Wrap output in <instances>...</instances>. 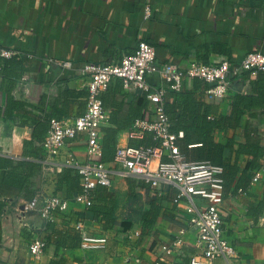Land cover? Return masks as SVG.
<instances>
[{"label":"crops","instance_id":"0c3cea01","mask_svg":"<svg viewBox=\"0 0 264 264\" xmlns=\"http://www.w3.org/2000/svg\"><path fill=\"white\" fill-rule=\"evenodd\" d=\"M142 40L155 46L159 64L183 66L191 57L212 65L225 60L238 64L249 52L264 53V0H0V52L12 51L10 56L0 53V62H4L8 73L0 83V156L35 163L33 172L29 167L28 172L20 174L30 175L29 190L24 185L2 196L6 198V207L0 224V264H156L158 261L190 264V256L197 249V236L188 228L183 205L175 201L178 188L166 183L160 189L152 188L136 176L113 177L109 187L117 194L113 227L107 229L99 222L84 219L94 234L108 237L106 248L85 250L80 246V236L73 223L88 206L83 201L72 202L68 212L56 214L50 220L61 233L48 234L50 239L44 252L33 254L29 248L32 236L49 222L38 211L24 209L30 197L56 192L73 198L82 187L74 169H57L43 151L42 157L24 156V142L35 140V124L49 125L54 117L84 114L86 64L120 62L134 53ZM63 61H71L72 65L64 66ZM148 80L154 86L167 88L166 100L168 83L159 74L149 75ZM197 82L202 83L185 78L182 90H193L200 97L206 89L195 88ZM9 85L11 96L20 104L12 116L5 114ZM249 88L247 80L230 81L229 93L225 97L215 96L219 101L212 115L230 114L229 96L237 91L247 92ZM141 95L140 91L126 89L121 78H112L101 96L109 112L102 128V141L107 128L120 126L117 147L159 143L148 132L131 136L137 119H150L153 115L150 101L144 106ZM241 122L244 124L236 132L237 140H245L246 122L264 137L261 111L256 117L247 113ZM232 133L221 129L215 132L222 143ZM86 146L87 136L80 132L66 138L65 152L84 161L88 158ZM248 158L247 155L240 158L237 178L242 176ZM261 160L264 163V157ZM3 172L0 169V182ZM248 173L246 186L226 187L222 222L227 238L239 253V264H264V165ZM256 174L259 179L253 182ZM153 194L161 197L158 222L145 235L123 239V230L141 229L144 210ZM125 221H132L129 229L124 228ZM181 226L188 228L184 245L172 254L166 253L163 246L172 243ZM58 238H62L63 244L57 243ZM211 264L227 262L216 258Z\"/></svg>","mask_w":264,"mask_h":264},{"label":"built area","instance_id":"2783aa9c","mask_svg":"<svg viewBox=\"0 0 264 264\" xmlns=\"http://www.w3.org/2000/svg\"><path fill=\"white\" fill-rule=\"evenodd\" d=\"M146 13L147 16L150 15L149 6ZM0 53L10 56L12 51L2 50ZM156 58L155 46L142 40L135 52L125 56L120 62L85 65L88 82L84 114L52 118L50 128L41 143L43 154L48 160H53L57 169L68 167L79 173L82 191L73 198L56 192L41 193L28 200L24 209L31 212L36 210L43 219L50 221L56 214L68 212L74 201L89 204L92 190L97 185L111 187L115 175L136 176L156 189H160L163 183L173 184L178 188L175 201L183 205L188 228H192L197 236V249L190 256V264H211L216 258H223L227 264H239V253L226 236L221 216L225 195L224 167L210 160L185 158L176 142V134L171 131L170 119L165 109L167 88L154 86L148 76L159 74L168 83V87L174 90H182L185 78H200L212 84L207 89L209 95L225 97L230 90L231 75H238L246 70L256 74L257 71L264 70V53L249 52L240 63L234 65L227 60L218 65L207 64L196 57L189 58L183 66L177 63L159 64ZM61 63L67 67L72 65L71 61ZM1 75L0 72V83ZM114 77L121 78L126 89L146 92L151 104L152 117L137 119L131 136L148 132L159 143L118 146L114 160L108 162L102 159V128L109 119V112L101 96ZM80 132L87 136L88 158L84 161L65 152L66 138L75 137ZM258 179L259 174H256L253 182ZM183 199H187V202H183ZM85 223L84 219L73 223L80 236L81 248H106L108 237L94 234ZM188 228L181 226L172 243L163 246L166 253L172 254L181 249ZM39 229L41 232L30 239L29 248L33 254L44 252L48 244L49 232L46 226ZM140 233V229L123 230L121 237L130 240Z\"/></svg>","mask_w":264,"mask_h":264},{"label":"trees","instance_id":"16d2710c","mask_svg":"<svg viewBox=\"0 0 264 264\" xmlns=\"http://www.w3.org/2000/svg\"><path fill=\"white\" fill-rule=\"evenodd\" d=\"M0 72L3 79L8 75L3 61L0 62ZM195 79L201 80L203 83H195V88L203 86L206 89V93L201 92V96L198 97L193 90H174L168 87L169 95L165 100V109L170 119L171 131L177 136L176 142L180 151L187 160H210L223 166L225 189L230 187V185H234L235 188L246 186L249 182L248 172L259 170L264 165L261 160L264 157V137L260 130L248 122L243 128L244 141L237 140L236 132L243 127L244 123L241 121H243L247 113L250 117H256L259 111L264 115V70H259L256 74L246 70L241 74L230 77L231 82L238 79L247 80L250 88L247 92L237 91L229 96L232 109L230 114L227 115H212V112L215 111V106L218 105L219 98L207 93V89L212 86L211 83L200 78ZM9 82L13 83L12 80ZM11 88L10 85L6 88L8 96L5 114L12 116V113L19 108L20 104L11 96ZM171 98L173 101H170ZM141 99L144 102V106L148 104L146 92H142ZM0 112H2V109H0ZM35 125L33 133L35 140L24 142V156L42 157L41 143L50 128V124L40 123ZM119 128L120 126L106 129L102 156L105 161L112 162L114 160L117 149L116 135ZM218 129L231 130L233 132L225 143L217 140L215 132ZM36 141H39L40 145H37ZM243 155H247L249 158L241 171L242 176L237 178L236 172L240 169L239 162ZM34 166L35 163L29 160L16 161L10 157L0 156V169L4 170L1 174L2 179L0 182V224L6 207V198L3 199L2 196L6 197L10 190L21 189L24 185L29 190L28 185L31 184L30 175L28 173L23 174V176L20 174L23 171L28 172L29 167H31L30 169L33 172ZM6 171L8 172L6 173ZM75 172L77 173L76 175H79L76 170ZM34 196L30 197V199ZM68 196L72 198L67 194L66 197ZM116 206V192L107 186L97 185L91 192L87 208L80 213V219H91L102 224L104 228H111L116 223ZM160 210L161 197L153 194L148 199V206L144 210L143 219L140 222L142 235L149 233L154 228L156 222H158L157 218ZM122 224L125 229H129L132 221H125ZM46 228L49 233L57 232L50 221L46 223ZM58 233L60 234L61 232L58 231ZM49 239V236H47V240ZM61 239L58 238V244H63ZM1 242L2 230L0 225V245Z\"/></svg>","mask_w":264,"mask_h":264}]
</instances>
